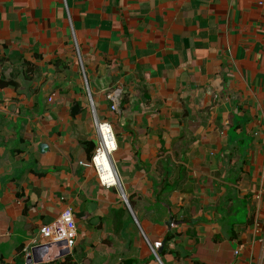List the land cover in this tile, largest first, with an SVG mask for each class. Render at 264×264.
Returning <instances> with one entry per match:
<instances>
[{
  "label": "crops",
  "instance_id": "obj_1",
  "mask_svg": "<svg viewBox=\"0 0 264 264\" xmlns=\"http://www.w3.org/2000/svg\"><path fill=\"white\" fill-rule=\"evenodd\" d=\"M74 36L119 190L90 163ZM66 209L73 264H258L264 0H0V264Z\"/></svg>",
  "mask_w": 264,
  "mask_h": 264
},
{
  "label": "built area",
  "instance_id": "obj_2",
  "mask_svg": "<svg viewBox=\"0 0 264 264\" xmlns=\"http://www.w3.org/2000/svg\"><path fill=\"white\" fill-rule=\"evenodd\" d=\"M73 43L75 58L79 66L85 91L90 100L93 122L98 135V143L90 163L102 187L107 189L116 188L119 190L121 185L113 163V156L118 150L115 132L110 122L100 120L96 114L84 59L75 36ZM120 96L121 94L119 91H112L106 94V98L112 101V111L117 110ZM121 195L124 197L122 190ZM76 239L77 228L74 213L71 209H66L52 224L43 226L40 229L39 237L33 239L30 244L23 249L22 253L25 264H49L65 259L71 254ZM161 247L162 243L160 242L150 247L152 253L158 260V251ZM258 264H264V243L258 259Z\"/></svg>",
  "mask_w": 264,
  "mask_h": 264
},
{
  "label": "trees",
  "instance_id": "obj_3",
  "mask_svg": "<svg viewBox=\"0 0 264 264\" xmlns=\"http://www.w3.org/2000/svg\"><path fill=\"white\" fill-rule=\"evenodd\" d=\"M49 264H73V262L71 261V258L68 256L63 260H60L59 262H54V263H49Z\"/></svg>",
  "mask_w": 264,
  "mask_h": 264
}]
</instances>
